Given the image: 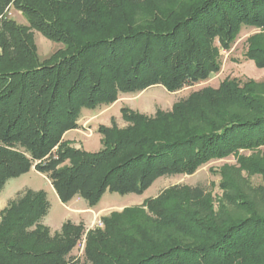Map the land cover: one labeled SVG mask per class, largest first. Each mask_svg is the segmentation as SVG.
Listing matches in <instances>:
<instances>
[{"label": "trees", "instance_id": "trees-1", "mask_svg": "<svg viewBox=\"0 0 264 264\" xmlns=\"http://www.w3.org/2000/svg\"><path fill=\"white\" fill-rule=\"evenodd\" d=\"M12 7L29 27L8 18ZM243 26L264 27V0H0V192L34 169L64 205L80 197L93 208L106 193L144 194L156 179L264 145V106L229 79L154 117L123 109L129 127H100L97 153L63 141L83 110L120 93H176L218 73L216 40L229 49ZM34 31L63 48L41 62ZM248 57L264 69L254 39ZM240 199L229 198L247 213L237 218L202 187L172 188L144 205L154 218L141 207L104 218L78 260L82 227L53 235L47 193L26 190L0 213V264H264V214Z\"/></svg>", "mask_w": 264, "mask_h": 264}, {"label": "rangeland", "instance_id": "rangeland-1", "mask_svg": "<svg viewBox=\"0 0 264 264\" xmlns=\"http://www.w3.org/2000/svg\"><path fill=\"white\" fill-rule=\"evenodd\" d=\"M8 18L18 25L29 27L22 12L15 7H12L8 12ZM34 36L41 62L49 60L63 48L62 45L47 40L35 31ZM251 39H254V42L264 49V27L243 26L230 44L229 49H225L217 39L215 47L219 49L217 62L220 65V71L211 74L207 80L186 87L179 92L170 93L165 88L157 86L140 93H120L117 101L112 105L102 106L95 110H83L78 122L80 128L74 130L72 135L67 136L69 132L66 133L63 141L68 142L71 148L97 153L103 149L101 144L103 137L98 132L100 127L112 128L116 125L121 130L129 127V123L124 120L123 109L147 117H154L159 110L172 111L179 102L188 99L196 92L206 88L218 89L227 79L236 80L241 88L247 85L264 106V69H259L256 62L248 57L251 50ZM55 152L54 157H56ZM255 168L264 169V145L249 149L238 148L236 152L223 158L211 160L193 175L183 174L156 179L144 194L121 196L106 193L93 208L89 207L87 201L80 197H76L71 203L64 205L59 201L48 176L30 171L19 178L11 179L5 185L0 192V213L19 192L44 191L47 193L51 208L43 224L49 228L53 235L60 233L62 226L68 222L75 226H81L83 229L82 238L72 256L82 260L88 233L97 228H104V218L109 217L112 213H121L125 209L135 207L144 208L146 213L153 217L144 206L146 202L157 199L175 187L199 186L204 188L211 195L217 211L221 205L223 206L222 212L225 216L240 218L247 215L245 211L230 206L229 198L231 196L235 200L246 198L256 205L259 213L264 214V180Z\"/></svg>", "mask_w": 264, "mask_h": 264}, {"label": "crops", "instance_id": "crops-1", "mask_svg": "<svg viewBox=\"0 0 264 264\" xmlns=\"http://www.w3.org/2000/svg\"><path fill=\"white\" fill-rule=\"evenodd\" d=\"M72 133H74V131H73V132H69V133L67 134V136L70 135V134L72 135ZM100 146H101V145H100ZM89 150H90V149H89ZM90 152H96V151H90ZM32 171L36 172L34 169H33ZM58 199H59V197H58ZM59 201H60V200H59ZM60 202H61V201H60Z\"/></svg>", "mask_w": 264, "mask_h": 264}]
</instances>
